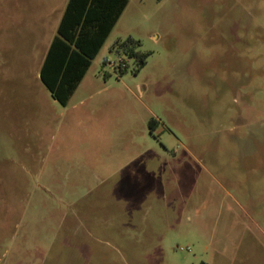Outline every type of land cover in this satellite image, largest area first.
<instances>
[{
  "label": "rangeland",
  "instance_id": "rangeland-1",
  "mask_svg": "<svg viewBox=\"0 0 264 264\" xmlns=\"http://www.w3.org/2000/svg\"><path fill=\"white\" fill-rule=\"evenodd\" d=\"M22 1L0 0V264H264V0H127L66 107L39 79L64 0Z\"/></svg>",
  "mask_w": 264,
  "mask_h": 264
},
{
  "label": "trees",
  "instance_id": "trees-1",
  "mask_svg": "<svg viewBox=\"0 0 264 264\" xmlns=\"http://www.w3.org/2000/svg\"><path fill=\"white\" fill-rule=\"evenodd\" d=\"M127 0H69L40 67V81L51 98L66 107ZM140 43L130 37L116 41L111 50L144 67L148 54L137 52ZM125 68L120 69L123 73ZM153 122H150V125Z\"/></svg>",
  "mask_w": 264,
  "mask_h": 264
},
{
  "label": "crops",
  "instance_id": "crops-1",
  "mask_svg": "<svg viewBox=\"0 0 264 264\" xmlns=\"http://www.w3.org/2000/svg\"><path fill=\"white\" fill-rule=\"evenodd\" d=\"M68 1L69 0H64V2H63V5H62V9H60V11H59V17H58V20H57V25H56V30H57V27H58V25H59V22H60V20H61V17H62V15H63V13H64V11H65V9H66V6H67V4H68ZM30 2L28 1V0H23L22 1V4H23V6H24V10H25V14H30L31 13V7H32V5L30 4V6L28 5ZM26 7H27V10H26ZM116 25V24H115ZM115 27V26H114ZM114 27L112 28V30L110 31V33H109V35H108V37L106 38V40L109 38V36L111 35V33H112V31H113V29H114ZM56 35V33L53 35V37H52V39L54 38V36ZM52 39H51V41H52ZM106 40H105V42H106ZM50 41V42H51ZM50 42H49V44H50ZM105 42H104V44H105ZM103 44V45H104ZM103 45H102V47H103ZM48 47H49V45L47 46V48H46V51H45V53H44V56H45V54H46V52H47V49H48ZM101 47V48H102ZM101 50V49H100ZM99 50V51H100ZM99 53V52H98ZM98 55V54H97ZM44 56H43V58H42V60H41V64H42V61H43V59H44ZM40 67H41V65H40ZM39 71H40V69H39ZM85 76H86V74L84 75V77H83V79L80 81V83H79V85H78V87L76 88V90H75V92L79 89V87L82 85V82H83V80H84V78H85ZM39 79H40V74H39ZM74 92V93H75ZM73 93V94H74Z\"/></svg>",
  "mask_w": 264,
  "mask_h": 264
}]
</instances>
